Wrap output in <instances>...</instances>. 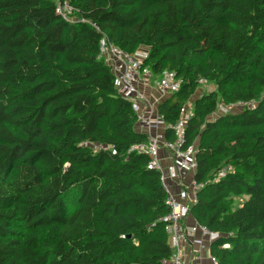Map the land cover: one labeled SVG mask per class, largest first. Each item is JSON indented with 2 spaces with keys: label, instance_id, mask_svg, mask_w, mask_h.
I'll return each instance as SVG.
<instances>
[{
  "label": "trees",
  "instance_id": "obj_1",
  "mask_svg": "<svg viewBox=\"0 0 264 264\" xmlns=\"http://www.w3.org/2000/svg\"><path fill=\"white\" fill-rule=\"evenodd\" d=\"M0 0V264H162L167 193L147 136L100 58L103 40L179 90L170 126L202 82L182 148L196 145L190 217L219 237L217 264H264V0ZM219 104L245 108L212 120ZM224 171V176L219 174ZM244 198L236 209L235 199Z\"/></svg>",
  "mask_w": 264,
  "mask_h": 264
},
{
  "label": "built area",
  "instance_id": "obj_2",
  "mask_svg": "<svg viewBox=\"0 0 264 264\" xmlns=\"http://www.w3.org/2000/svg\"><path fill=\"white\" fill-rule=\"evenodd\" d=\"M72 11L67 0L57 3V13L64 19L67 20L68 14ZM100 58L114 77L117 93L130 102L132 110L137 115L136 131L147 136L146 143L132 146L129 152L145 155L150 159L149 167L159 173L160 183L167 193L168 212L160 222L165 224L171 257L162 264H185L187 255L184 246L190 245L193 236L201 234L208 244L219 237L218 234L197 224L193 227L185 226L187 218L190 217V207L195 204L196 193L200 189L193 178L188 183L185 180V177L193 176L196 170V145L181 147L189 116H186L184 108L180 120L174 126H170L173 140H167L166 126L156 112L158 100L149 99L141 90V87L148 82L147 78H151L149 70L141 67L142 62L147 58L146 49L141 48L134 54H127L103 40L100 44ZM180 85L181 80L176 79L173 73L164 72L155 80L154 87L170 96L179 90ZM161 154L165 155V160H169L168 165L164 164ZM223 176L224 171L219 174V178ZM200 248L203 249L204 245H200ZM187 260L189 264H204L194 252ZM207 264H217V262L209 256Z\"/></svg>",
  "mask_w": 264,
  "mask_h": 264
},
{
  "label": "rangeland",
  "instance_id": "obj_3",
  "mask_svg": "<svg viewBox=\"0 0 264 264\" xmlns=\"http://www.w3.org/2000/svg\"><path fill=\"white\" fill-rule=\"evenodd\" d=\"M147 83L143 86V89L148 93V95H150L152 97V94H149L152 92V90L156 91L154 88L155 86V80L153 79V77L151 76V78H147ZM142 89V90H143ZM215 89L214 85L211 83H206V82H202L199 89L196 91L194 97L191 99V101L185 106V112H186V116H190L191 112H192V108H193V102L195 99L199 98L200 96H202L203 94H207L211 91H213ZM158 91V90H157ZM159 92V91H158ZM160 94H162V96H159V100H165L169 95L168 94H163L161 92H159ZM243 108H245L244 105L238 104V105H234V106H225L223 104H219V106L217 107L216 112L213 114V116H211L209 118V120H212L220 115H224V114H238L239 112H241L243 110ZM244 201V198H237L235 199V202L233 204V206L231 207L232 209H236L237 207H239L241 205V203Z\"/></svg>",
  "mask_w": 264,
  "mask_h": 264
},
{
  "label": "crops",
  "instance_id": "obj_4",
  "mask_svg": "<svg viewBox=\"0 0 264 264\" xmlns=\"http://www.w3.org/2000/svg\"><path fill=\"white\" fill-rule=\"evenodd\" d=\"M142 89H143V86L141 87V90ZM154 89L156 90V88H154ZM142 91H143V93H145V95L149 99L158 100L159 104L162 102V100H159V96H162V94H160L157 90L156 91L152 90V92L149 93V94L153 93L152 97L150 95H148V93L144 89ZM156 112H157V108H156ZM160 156L162 159H164V164L168 165L169 160H165V155L161 154ZM192 178H193V176L185 177L186 183H188ZM195 224H196L195 221L191 217H188L186 222H185L186 227H193ZM191 239H192V242H190V245L187 246V244H186L184 246V252H185V255H187L185 264H189V261L187 259L192 252H194L196 255H199V258H200L202 263L207 264L208 263V257L210 256L209 255V245L210 244H208L206 242L205 238L201 234H197V235L193 236ZM200 245H204V248L203 249L200 248ZM184 252H183V255H184Z\"/></svg>",
  "mask_w": 264,
  "mask_h": 264
}]
</instances>
